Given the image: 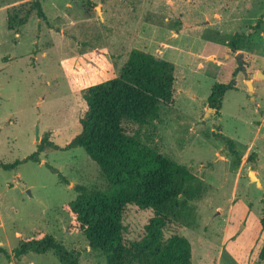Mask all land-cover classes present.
Instances as JSON below:
<instances>
[{"label": "rangeland", "instance_id": "rangeland-1", "mask_svg": "<svg viewBox=\"0 0 264 264\" xmlns=\"http://www.w3.org/2000/svg\"><path fill=\"white\" fill-rule=\"evenodd\" d=\"M35 1L0 0V162L25 159L41 140L66 147L81 131L82 91L117 77L131 52L151 54L174 67L172 100L153 124L124 128L197 179L165 236L188 239L192 264H264V80L256 77L264 74V22L237 52L228 50L235 33L264 15V0H38L44 18ZM25 15V25L8 28ZM231 81L216 116L207 99ZM77 185L107 189L80 147H46L38 163L0 168V247L10 254L0 253V264H60L53 251L13 256L38 232L78 254L79 264H105L82 233L69 231L64 207ZM152 215L127 206L124 240L139 239Z\"/></svg>", "mask_w": 264, "mask_h": 264}, {"label": "trees", "instance_id": "trees-1", "mask_svg": "<svg viewBox=\"0 0 264 264\" xmlns=\"http://www.w3.org/2000/svg\"><path fill=\"white\" fill-rule=\"evenodd\" d=\"M31 8L39 18H44L38 0ZM27 19L25 15L15 25L9 20L8 28L23 26ZM263 22L264 15L248 25L244 32L235 33L228 50L237 52L242 40L258 33ZM173 86L171 63L135 50L117 77L82 91L87 109L79 120L81 131L66 147L60 149L41 140L36 152L12 164L0 162V168L13 169L27 161L38 163L46 147L55 150L80 147L99 167L107 189L74 187L76 197L64 207L70 217L69 231L82 233L89 247L105 258V264H192L188 239L180 235L166 237L164 230L169 217L178 210L179 197L197 179L188 167L147 147L138 134L130 135L124 128L125 124L141 127L156 122L161 106L172 100ZM233 88L234 81L213 86L207 105L216 116L224 94ZM224 144L239 160L234 143L224 139ZM50 169L56 173L55 169ZM127 206L153 212L143 227L142 236L130 242L123 237L122 215ZM259 223L264 232V216ZM48 251H53L60 264H79L78 254L42 232L22 241L12 254L19 259L28 252L43 254ZM0 253L10 260V254L2 247ZM259 258L264 263V245Z\"/></svg>", "mask_w": 264, "mask_h": 264}, {"label": "water", "instance_id": "water-1", "mask_svg": "<svg viewBox=\"0 0 264 264\" xmlns=\"http://www.w3.org/2000/svg\"><path fill=\"white\" fill-rule=\"evenodd\" d=\"M256 77L259 78V79L264 80V74H262L260 72H258L256 74ZM247 87H248V90H249V94H251L250 90L252 89V85H251V83L249 81H247ZM36 138L38 139V131L36 133ZM252 173H253V175H252ZM249 179H250V181H253L254 183L259 184L257 177L254 175V172H252V171L249 173Z\"/></svg>", "mask_w": 264, "mask_h": 264}, {"label": "bare ground", "instance_id": "bare-ground-1", "mask_svg": "<svg viewBox=\"0 0 264 264\" xmlns=\"http://www.w3.org/2000/svg\"><path fill=\"white\" fill-rule=\"evenodd\" d=\"M252 175H253V173H252ZM255 175V174H254Z\"/></svg>", "mask_w": 264, "mask_h": 264}, {"label": "crops", "instance_id": "crops-1", "mask_svg": "<svg viewBox=\"0 0 264 264\" xmlns=\"http://www.w3.org/2000/svg\"><path fill=\"white\" fill-rule=\"evenodd\" d=\"M255 174V173H254ZM256 176V175H255Z\"/></svg>", "mask_w": 264, "mask_h": 264}]
</instances>
